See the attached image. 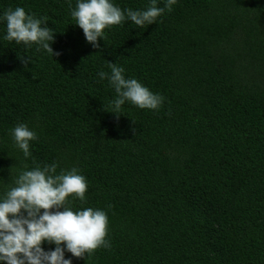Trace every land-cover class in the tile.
<instances>
[{
	"label": "trees",
	"instance_id": "obj_1",
	"mask_svg": "<svg viewBox=\"0 0 264 264\" xmlns=\"http://www.w3.org/2000/svg\"><path fill=\"white\" fill-rule=\"evenodd\" d=\"M17 6L46 17L59 55L4 40L0 22V194L25 166L80 169L86 200L70 206L107 212L111 248L73 264H264V0H178L98 47L68 0H0V15ZM109 62L164 96L160 109L109 112ZM18 123L37 134L28 159Z\"/></svg>",
	"mask_w": 264,
	"mask_h": 264
},
{
	"label": "clouds",
	"instance_id": "obj_2",
	"mask_svg": "<svg viewBox=\"0 0 264 264\" xmlns=\"http://www.w3.org/2000/svg\"><path fill=\"white\" fill-rule=\"evenodd\" d=\"M177 2L163 0L160 7L158 0H149L144 9L133 10L122 9L114 0H75V7L68 0L74 25L82 29L86 42L93 47L99 46L105 29L125 21L137 27L154 24ZM0 22L5 25L4 40L25 46L34 44L37 51L51 53L52 57L59 55L51 47L55 32L47 26L46 17L38 18L17 6L4 10ZM108 68L110 72L101 70L97 76L106 79L114 90L109 112L119 116L126 103L148 110H159L163 105L164 96L136 78H126L122 66L109 62ZM10 135L23 157L30 158V142L37 139L36 132L18 123L10 129ZM87 190V179L78 168L57 173L55 162L31 169L25 166L0 194V264H73V258L88 257L98 248H111L107 212L94 207L74 211L70 206L69 197L84 202ZM44 244L54 248L46 250ZM66 253L70 254L67 258Z\"/></svg>",
	"mask_w": 264,
	"mask_h": 264
}]
</instances>
